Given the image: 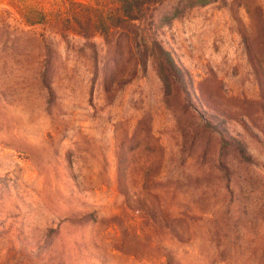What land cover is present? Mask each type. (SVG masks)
<instances>
[{
	"label": "rangeland",
	"instance_id": "374dc122",
	"mask_svg": "<svg viewBox=\"0 0 264 264\" xmlns=\"http://www.w3.org/2000/svg\"><path fill=\"white\" fill-rule=\"evenodd\" d=\"M13 35L0 264H264V0H162L102 33Z\"/></svg>",
	"mask_w": 264,
	"mask_h": 264
},
{
	"label": "trees",
	"instance_id": "16d2710c",
	"mask_svg": "<svg viewBox=\"0 0 264 264\" xmlns=\"http://www.w3.org/2000/svg\"><path fill=\"white\" fill-rule=\"evenodd\" d=\"M160 1L162 0H113L117 5L116 10L103 17L94 16L95 8L74 0H0V4L4 3L0 7V32L6 34L3 44H7L6 42L14 37L13 33L20 31L22 26H42L59 34L102 33L139 20L148 6L158 4ZM190 2L205 4L209 0H190ZM160 76L165 87H168L170 78L166 72L161 70Z\"/></svg>",
	"mask_w": 264,
	"mask_h": 264
}]
</instances>
